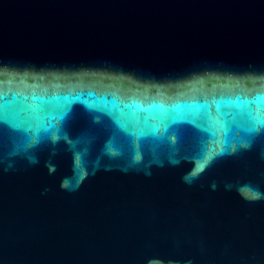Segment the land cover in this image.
Listing matches in <instances>:
<instances>
[{"label":"water","instance_id":"95a60500","mask_svg":"<svg viewBox=\"0 0 264 264\" xmlns=\"http://www.w3.org/2000/svg\"><path fill=\"white\" fill-rule=\"evenodd\" d=\"M0 264H264V0H0Z\"/></svg>","mask_w":264,"mask_h":264}]
</instances>
